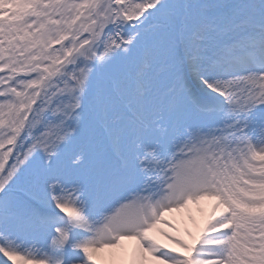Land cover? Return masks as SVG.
<instances>
[{
    "label": "snow or ice",
    "instance_id": "obj_1",
    "mask_svg": "<svg viewBox=\"0 0 264 264\" xmlns=\"http://www.w3.org/2000/svg\"><path fill=\"white\" fill-rule=\"evenodd\" d=\"M0 264H264V0H0Z\"/></svg>",
    "mask_w": 264,
    "mask_h": 264
},
{
    "label": "rangeland",
    "instance_id": "obj_2",
    "mask_svg": "<svg viewBox=\"0 0 264 264\" xmlns=\"http://www.w3.org/2000/svg\"><path fill=\"white\" fill-rule=\"evenodd\" d=\"M212 203L213 202L205 201L200 206L191 205L190 211L185 210L182 212L168 214L165 218L176 226V230H166L172 235L184 239L189 244L193 243V238L199 235V232L204 227L207 218H209L212 214ZM158 239H160L162 243L167 244L169 247L176 248L178 252L182 251L177 245L172 244L164 237L158 236ZM131 243L133 242L125 241V244L129 245V247L131 246Z\"/></svg>",
    "mask_w": 264,
    "mask_h": 264
},
{
    "label": "bare ground",
    "instance_id": "obj_3",
    "mask_svg": "<svg viewBox=\"0 0 264 264\" xmlns=\"http://www.w3.org/2000/svg\"><path fill=\"white\" fill-rule=\"evenodd\" d=\"M207 210V209H206ZM205 215V214H204ZM208 219V218H207Z\"/></svg>",
    "mask_w": 264,
    "mask_h": 264
}]
</instances>
